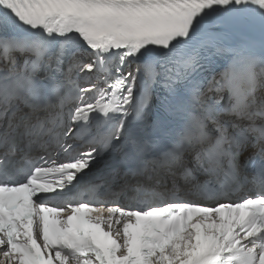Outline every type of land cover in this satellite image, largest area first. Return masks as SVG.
Returning <instances> with one entry per match:
<instances>
[{
    "label": "snow or ice",
    "instance_id": "1",
    "mask_svg": "<svg viewBox=\"0 0 264 264\" xmlns=\"http://www.w3.org/2000/svg\"><path fill=\"white\" fill-rule=\"evenodd\" d=\"M0 264H264V0H0Z\"/></svg>",
    "mask_w": 264,
    "mask_h": 264
}]
</instances>
